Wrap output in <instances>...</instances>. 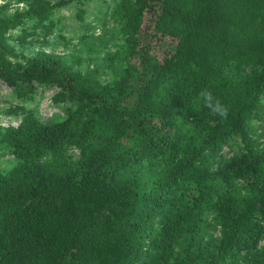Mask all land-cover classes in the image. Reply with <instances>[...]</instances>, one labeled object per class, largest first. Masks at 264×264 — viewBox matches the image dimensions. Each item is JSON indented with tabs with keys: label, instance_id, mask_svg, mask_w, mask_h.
<instances>
[{
	"label": "trees",
	"instance_id": "1",
	"mask_svg": "<svg viewBox=\"0 0 264 264\" xmlns=\"http://www.w3.org/2000/svg\"><path fill=\"white\" fill-rule=\"evenodd\" d=\"M71 1L0 6V79L65 108L0 124V264H264V0H115L106 81L43 46Z\"/></svg>",
	"mask_w": 264,
	"mask_h": 264
},
{
	"label": "rangeland",
	"instance_id": "2",
	"mask_svg": "<svg viewBox=\"0 0 264 264\" xmlns=\"http://www.w3.org/2000/svg\"><path fill=\"white\" fill-rule=\"evenodd\" d=\"M5 4L12 12L28 7L26 0H4L0 6ZM114 5L115 0H72L57 12V27L48 36V44L43 46L48 50L54 49L63 53L77 68L95 69L96 75L103 81L112 78L116 73L115 65L108 58L124 42V33L112 15ZM17 31L18 29H14V32ZM39 46L40 42L33 44L34 48ZM13 60L16 58L13 57ZM58 90L57 86L46 90L39 87L33 99L23 101L13 95V87L8 82L0 79V124H19L22 114L8 111L16 104L34 108L43 119L56 113L64 114V104L54 99ZM74 151L79 153L80 150L75 148ZM15 161L11 151L0 147V166L4 170L10 168Z\"/></svg>",
	"mask_w": 264,
	"mask_h": 264
},
{
	"label": "clouds",
	"instance_id": "3",
	"mask_svg": "<svg viewBox=\"0 0 264 264\" xmlns=\"http://www.w3.org/2000/svg\"><path fill=\"white\" fill-rule=\"evenodd\" d=\"M4 0H0L2 4ZM198 102H202L203 107L210 110L211 114L214 116H219L222 119H227L229 114V108L226 106L213 92L204 88L198 93Z\"/></svg>",
	"mask_w": 264,
	"mask_h": 264
}]
</instances>
